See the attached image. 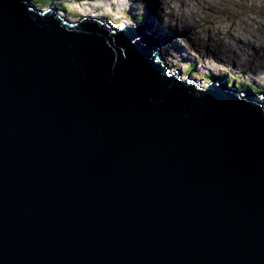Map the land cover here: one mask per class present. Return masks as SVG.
<instances>
[{"label":"water","instance_id":"95a60500","mask_svg":"<svg viewBox=\"0 0 264 264\" xmlns=\"http://www.w3.org/2000/svg\"><path fill=\"white\" fill-rule=\"evenodd\" d=\"M30 1L0 0V264H264V100Z\"/></svg>","mask_w":264,"mask_h":264},{"label":"rangeland","instance_id":"374dc122","mask_svg":"<svg viewBox=\"0 0 264 264\" xmlns=\"http://www.w3.org/2000/svg\"><path fill=\"white\" fill-rule=\"evenodd\" d=\"M36 1L37 3H35ZM36 1L33 0V3L36 6L38 5L37 9H39V12L47 8L54 9L56 7V11L59 14L71 21H77L79 18L91 15L93 18H106L110 25H115L114 27H118L121 24H129L130 26H141L145 31L148 28L145 27L149 23L148 21L151 23V18L155 14L156 19L158 16V12L153 13L152 7H154V4L152 0H52L50 4L49 0ZM155 2H157L156 7L160 9L159 14L162 16L164 23L170 30H174L178 37L175 35L170 37L172 34L169 33L170 30H161L157 22H155L154 26V29L158 28L157 30L148 28L150 31H155L151 32V35L156 36L158 39L153 37V40L160 44L164 64L166 66L169 65L172 72L177 70L183 77H189V74L192 73V77L197 78L203 84L210 81H216L219 84L225 78L231 79L233 75H236L240 78V82L244 84L249 82L251 87L259 86L260 90L257 93L264 92V59H258L259 55L252 54V49H247L248 57L250 58L248 59L242 49L251 47L243 44L245 40H250L252 43L257 42L256 44L264 42V0H173L171 7L170 1L154 0ZM58 4H62L63 10L59 9L60 6ZM192 5H195V7ZM203 5L210 10V15L204 12L205 8ZM188 8L203 12L207 16L203 22L201 18H195L194 24L199 28L196 31L189 32L192 33L191 36L187 35V32L181 29L182 27L173 28L169 26L170 21L176 20V16L179 18L183 17L182 12ZM171 10L174 11L175 15L173 14L172 16L170 14L168 16ZM140 14L145 17L143 25L140 24ZM242 20H247V25H251L255 31L244 33L242 26L245 24H241ZM211 21L214 22L213 25H210ZM217 28L220 31L223 30L222 28H229L230 31L235 29L234 32L223 35L222 41H225L224 44L229 45L225 48L220 45L219 48H222V51H225L226 54H228L227 48H233L236 51V56H238L236 59L243 56L245 61L240 65L236 64V67L233 66V63L228 62L223 56L220 60L215 59L216 54L209 48V44L204 42L201 46L202 42L197 43L198 40H207L211 36L217 39L219 34ZM232 34L236 35V37H231ZM237 35L240 36L237 37ZM215 88L226 89L221 86Z\"/></svg>","mask_w":264,"mask_h":264},{"label":"bare ground","instance_id":"6f19581e","mask_svg":"<svg viewBox=\"0 0 264 264\" xmlns=\"http://www.w3.org/2000/svg\"><path fill=\"white\" fill-rule=\"evenodd\" d=\"M32 1V0H31ZM30 1V2H31ZM153 1V4H154V7H152V9H153V13H156V12H158V16H157V19H156V14H155V16H153L152 18H151V23H150V21H148L149 23L148 24H146L145 26L146 27H148V28H152V29H154V26H155V22H157V24L159 25V27H161V30L163 29V30H170L167 26H166V24L164 23V21H163V19H162V16L159 14V10L160 9H158L157 7H156V5H157V2H155L154 3V0H152ZM163 1H170L169 2V4H170V7H171V3H172V1L173 0H163ZM176 1V0H175ZM31 4H32V6H31V9H36L37 10V6L36 5H33L34 3L33 2H31ZM193 6V5H192ZM173 8H175L174 6H172ZM193 7H195V5L193 6ZM203 7H204V5H203ZM198 8V7H197ZM205 8V7H204ZM152 9H150V10H152ZM57 9H56V7L54 8V9H52V8H50V9H44V10H42V12H49V11H53L60 19H62L65 23H67V24H69V23H71L73 26H76V24H77V21L78 22H82V21H84L85 22V20H91L90 18H88V17H86V18H80L79 20H75V21H71V20H68V19H66L65 18V16H62L61 14H59L58 13V11H56ZM209 11L210 10H208V8H205L204 9V12L205 13H207L208 15H210L209 14ZM230 11V10H229ZM37 12V11H36ZM174 11H172L171 10V12H169L168 13V16L171 14L172 16H173V13ZM182 14H183V17H181V18H179V17H175L176 18V20H173V21H170V24H169V26H171V27H177V28H179V27H182L181 29L184 31V32H187V35H192V33H189V32H191V31H196V29L197 28H199L198 26H196L195 24H194V21L196 20L195 18L196 17H199V18H201V20H202V22L204 21V20H206L205 18L207 17L203 12L201 13V12H199V11H195L194 9H191V8H188L187 10L185 9L183 12H182ZM196 16H195V15ZM141 15V14H140ZM148 15V14H147ZM147 15H145V16H147ZM175 15V14H174ZM191 15V16H190ZM212 18V17H211ZM94 19H96L95 21H97V22H99V23H103V24H105V25H107V24H109L108 23V21H106V18H104V19H102V18H100V17H98V18H94ZM173 19H174V17H173ZM255 20V19H254ZM145 20H143V21H140V24H142L143 25V22H144ZM189 21H190V23H189ZM209 21H210V19H209ZM237 21H241V20H237ZM243 22H241V24H245L244 26H242V28H243V32L245 33H249V32H253V31H255V29L251 26V25H247V23L248 22H246L245 20H242ZM258 21V20H257ZM160 22H161V24H160ZM114 23H115V21H114ZM176 23V24H175ZM214 24V22L213 21H211V24L210 25H213ZM122 25H129V24H122ZM192 25V26H191ZM232 25V24H231ZM230 25V26H231ZM200 26H201V24H200ZM148 28H147V31L151 34V32H153L154 30H157L158 28H156V29H154L153 31H150V30H148ZM223 30H221L220 31V29H218L217 28V31L219 30V34H218V37H217V39H214L212 36L211 37H209L207 40H198L197 41V43L199 44V43H201L200 45L202 46V44L205 42L206 44H209V48L213 51V52H215V59H217V60H220V59H222V56H223V58L224 59H226L228 62H230V63H233V66H235L236 67V64H241L243 61H245V58L242 56V58L240 57V58H238V59H236V57H238V56H236V51L233 49V48H227V52H228V54H226L225 53V51L223 52L222 51V48H219V46L221 45L222 47H227L229 44H224V42L222 41V38H223V35L225 34V33H232V32H234V30H231L230 31V29L229 28H222ZM247 31H246V30ZM181 30V31H182ZM260 30V29H259ZM237 31V30H236ZM155 32V31H154ZM159 33V32H158ZM169 33H172L171 35H170V37H172V36H176L177 37V35H176V32L174 31V30H170V32ZM255 33V32H254ZM258 33V32H257ZM235 34V33H234ZM256 34V33H255ZM240 35H237V37H239ZM246 36V35H245ZM155 39H158L156 36H153ZM231 37H233V38H235L236 37V35H231ZM264 37V36H263ZM178 38V37H177ZM225 38V37H224ZM255 39V38H254ZM264 39V38H263ZM254 41H256V40H254ZM259 41V40H258ZM161 43H164V42H161ZM174 43L176 44V42L174 41ZM257 43V42H256ZM256 43H252L250 40H245L244 42H243V44L246 46H251V47H253V48H251V47H245V48H242L243 49V52H244V54L246 55V57L248 58V59H250L249 57H248V54L249 53H247L248 51H247V49H252V54H257V55H259V58L258 59H264V42L262 43V44H260L259 42V44H256ZM157 44H158V46H159V48H160V44L157 42ZM211 46V47H210ZM232 47V46H231ZM175 48V47H174ZM220 49H221V51H220ZM186 50V49H185ZM179 52V51H178ZM225 54V55H224ZM161 56V59H162V61L164 62V59L162 58V54L160 55ZM166 65V64H165ZM168 65V64H167ZM168 68H170V66L168 65L167 66ZM260 67H263V66H260ZM250 68V67H249ZM264 71V70H263ZM261 72V71H260ZM174 73H176V75L177 76H181V77H183L182 76V74L181 73H179V71H175ZM262 73V72H261ZM190 76L189 77H184V78H187V79H192L193 81H196V82H199L198 81V79L196 80L195 79V77H192V73L191 74H189ZM200 83V82H199ZM207 85H210V86H212V87H214V86H221V87H223V88H231V86H230V84H228V82H227V80H226V78L222 81V82H220L219 84H218V82H214V81H210V82H207L206 83Z\"/></svg>","mask_w":264,"mask_h":264},{"label":"trees","instance_id":"16d2710c","mask_svg":"<svg viewBox=\"0 0 264 264\" xmlns=\"http://www.w3.org/2000/svg\"><path fill=\"white\" fill-rule=\"evenodd\" d=\"M38 1H40V0H38ZM52 0H49V4H50V2H51ZM32 2H33V0H32ZM36 3V2H35ZM34 5H36V4H34ZM60 7H59V9H61V10H63L62 8H63V6H62V4H58ZM141 16V19H140V21H143L144 20V15L142 16V15H140ZM235 77V76H234ZM243 86V85H242Z\"/></svg>","mask_w":264,"mask_h":264}]
</instances>
